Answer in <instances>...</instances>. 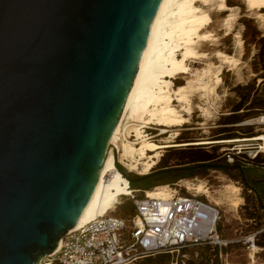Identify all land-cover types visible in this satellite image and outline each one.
I'll return each instance as SVG.
<instances>
[{
    "label": "water",
    "instance_id": "1",
    "mask_svg": "<svg viewBox=\"0 0 264 264\" xmlns=\"http://www.w3.org/2000/svg\"><path fill=\"white\" fill-rule=\"evenodd\" d=\"M161 2L0 0V264H41L81 222ZM114 155L131 185L203 168L244 172L203 164L131 177Z\"/></svg>",
    "mask_w": 264,
    "mask_h": 264
},
{
    "label": "rangeland",
    "instance_id": "2",
    "mask_svg": "<svg viewBox=\"0 0 264 264\" xmlns=\"http://www.w3.org/2000/svg\"><path fill=\"white\" fill-rule=\"evenodd\" d=\"M212 1V7L204 6L201 2L194 4L196 8L205 12V17L210 22L209 26L201 30L199 35H210L215 41L197 43L194 47L195 50L198 53L206 54L207 59L191 60L188 64L193 74L200 75L209 70L211 74L205 78V82L211 87L216 86L215 74L217 67L222 65L216 59V53L221 52L234 57L237 64L234 67L222 65L220 73L222 82L217 85L214 93L201 92L198 87L194 89L190 97L192 114L187 116L188 123L173 128L140 125L139 122H135L129 112L125 118L124 137L118 144V153L122 152L121 146L124 142H130L133 146L139 147L143 140L162 144L165 138L171 137L172 142H177L180 135L185 138L183 142H197L264 134V125L259 124V121L256 120L261 114H264V0H257L258 5L253 8L247 5L246 0H226V5L233 9L232 12L226 13L218 12L217 0ZM229 15H232V20L227 26L226 19ZM196 41L198 42V39ZM181 54L182 52H178L177 57L181 58ZM196 79L197 76L180 75L174 82V88H176V82H181L184 85L187 83L196 85L194 84ZM238 104H242L244 111L231 115L234 111L233 108ZM172 106L181 111L182 107L177 102H173ZM230 116H235L238 122L237 126L230 128L231 137H222V132L229 128L223 123ZM137 126L141 127L140 129L144 126L151 127L148 131L153 132L152 134L156 136L152 140H148V138L137 140L135 132V129L139 128ZM141 132L143 131L141 130ZM176 133L179 134L177 137ZM179 149L183 148L164 150L157 165L149 174L158 169L166 152ZM201 150L216 151V155H221L220 147L218 151L210 147ZM119 161L123 162L124 160L121 161L119 158ZM214 163L223 164L225 162L216 160ZM173 164H177V162L170 163V165ZM240 166L244 170V177L239 169L207 168L203 175L169 184L171 188L180 184L181 188H177L181 195L195 194L219 207L222 217L220 232L226 240L232 242L223 257L219 256L216 261L212 255V248L200 246L189 247L185 253L153 257L152 259L158 261L156 263H149V258H144L130 264H188L190 261H194L196 264H264V249L255 243V237L264 232V176L249 175V170L253 169L258 172V170H264V167L254 169L244 164H240ZM139 175L131 172V177ZM147 183L152 185L151 180ZM131 186L130 184L132 190H145L148 184L141 183L140 188ZM164 186L168 187V185H159L145 191H153ZM199 186L203 190L200 193L194 189ZM235 189L239 191L235 193ZM253 189L258 192V195ZM135 194L137 197L144 196V193L141 192ZM170 195L171 190L168 188L167 198ZM120 202L122 204L117 206L116 215L120 217L131 215V211L134 210L133 200L130 197H122ZM252 217L254 219H251ZM159 258L160 260H158Z\"/></svg>",
    "mask_w": 264,
    "mask_h": 264
},
{
    "label": "bare ground",
    "instance_id": "3",
    "mask_svg": "<svg viewBox=\"0 0 264 264\" xmlns=\"http://www.w3.org/2000/svg\"><path fill=\"white\" fill-rule=\"evenodd\" d=\"M196 2H201L208 7L213 6L212 0H162L124 112L113 136L103 171L82 220L74 230H78L98 217L108 214L116 208L121 197L131 196L135 192H139L130 188L129 180L115 166L114 151L118 152L119 133L123 130L128 113L130 112L135 122H139L140 125L173 128L188 123L189 118L187 116L192 114L190 97L194 89L198 87L201 92L214 93L217 85L222 82L220 77L222 65L234 67L237 64L234 57L221 52L216 53L215 57L222 65L217 67L216 86L214 87L205 82V78L211 74L209 70L200 75L192 73L188 62L207 59L206 54L198 53L195 50V45L199 42L215 41L210 35H199L201 30L209 26L210 22L206 19L205 12L195 7L194 3ZM217 2L218 12L233 11L226 5V0H217ZM246 3L250 8L258 5L257 0H246ZM231 18L232 15H229L226 19L227 26L230 25ZM178 52H182L181 58L177 57ZM180 75L197 76L194 81L196 85L187 83L184 86L174 88L172 79ZM173 102L181 105V111L172 106ZM183 113L187 115L185 116ZM140 128L135 129L139 141L146 138ZM178 135V133L175 134L176 137ZM170 139L171 137L165 138L162 144L143 140L139 147L133 146L130 142H124L121 146L122 152L118 153V159L126 162L119 161V163L129 172L148 175L157 165L161 153L166 149L185 148L191 144L211 146L233 142L230 140L177 143ZM141 169L142 171H140ZM194 189L199 193L203 191L200 186ZM238 191L235 189V193ZM147 192L148 196L151 197L167 198L168 187H159ZM60 245L61 242L59 247Z\"/></svg>",
    "mask_w": 264,
    "mask_h": 264
},
{
    "label": "built area",
    "instance_id": "4",
    "mask_svg": "<svg viewBox=\"0 0 264 264\" xmlns=\"http://www.w3.org/2000/svg\"><path fill=\"white\" fill-rule=\"evenodd\" d=\"M177 77L172 79L173 86ZM256 120L264 125V114ZM124 125L119 142L124 137ZM148 129L151 127L144 126L141 130L152 140L156 135ZM231 141L216 144L222 147L218 161L234 165L236 161L245 164L258 155L264 158V134ZM180 186L171 188L168 185L171 190L168 198L151 197L145 190H137L144 196L137 197L135 193L138 192L127 196L134 204L131 215H116L120 202L105 216L72 230L60 241L55 253L41 264H130L144 258L180 254L189 247L200 246L218 249L219 256L223 257L232 242L220 232L219 207L195 194L181 195L177 188Z\"/></svg>",
    "mask_w": 264,
    "mask_h": 264
},
{
    "label": "trees",
    "instance_id": "5",
    "mask_svg": "<svg viewBox=\"0 0 264 264\" xmlns=\"http://www.w3.org/2000/svg\"><path fill=\"white\" fill-rule=\"evenodd\" d=\"M183 85L184 84L181 82L175 83L176 87H181ZM233 109H234V111H233V113H231V115L232 114L236 115V114L240 113L241 111H244L242 104H238ZM237 123L238 122H237L235 116H230L229 118H227L223 124L225 126H228L229 128H227L226 130H224L222 132V137L223 136L231 137L230 128L236 127ZM254 136L255 135H247V137H249V138L254 137ZM234 139H238V138H233V139L220 138V139H213V141H226V140L228 141V140H234ZM184 140H185L184 136L180 135L177 139V143H194V141L183 142ZM208 147H210L211 149H216L217 151L219 150V147H220V149L222 148L219 145L207 146V145H195L194 144V145H189L188 148L185 147V148L179 149V150H169L162 157V160L159 163V167L157 170L169 169V168L180 167V166H197V165H203V164H219V163H214V161H216L219 158V156L216 155V151L212 152V151H202L201 150L203 148H208ZM175 148H170V149H175ZM173 161H176L177 164L170 165V163ZM187 164H194V165H187ZM240 164H243V163H239L238 161H236L234 165L241 167ZM244 165H246L248 167H252L254 169L263 168L264 167V158L261 155H258L254 159H248ZM233 169H239V168L235 167ZM206 170H207V168H203V169L193 171V172L166 173V174L156 176V177L149 179V180H151L152 185H150V183H147V181H149V180L142 182V183L148 184V187L145 188V190H149L155 186L169 185V184H172L178 180L193 178V177H196L199 175H203L206 172ZM225 170H231V169H225ZM140 185H141V183L137 184V185H132L131 187H139L140 188ZM251 219H254V218L252 217ZM255 239H256V242H255L256 245L258 247L264 249V232H262L261 234H258L255 237ZM207 248L211 249L210 246H207ZM227 249L224 252H226ZM212 255L214 256L215 260L218 261V259H219L218 249H213ZM163 257H165V256H163ZM158 260H160V258ZM148 261H149V263L158 262L156 259H152V258H149ZM189 264H196V263L194 261H190Z\"/></svg>",
    "mask_w": 264,
    "mask_h": 264
},
{
    "label": "crops",
    "instance_id": "6",
    "mask_svg": "<svg viewBox=\"0 0 264 264\" xmlns=\"http://www.w3.org/2000/svg\"><path fill=\"white\" fill-rule=\"evenodd\" d=\"M226 141H227V140H226ZM228 141H230V140H228ZM206 247H207V246H206ZM211 248H212V247H211ZM186 250H187V249L183 250L182 252H184V253H185V252H186ZM163 256H164V255H163ZM166 256H169V255H166ZM188 264H189V263H188Z\"/></svg>",
    "mask_w": 264,
    "mask_h": 264
},
{
    "label": "flooded vegetation",
    "instance_id": "7",
    "mask_svg": "<svg viewBox=\"0 0 264 264\" xmlns=\"http://www.w3.org/2000/svg\"><path fill=\"white\" fill-rule=\"evenodd\" d=\"M244 171V170H243ZM240 172H241V170H240ZM242 173V172H241Z\"/></svg>",
    "mask_w": 264,
    "mask_h": 264
}]
</instances>
